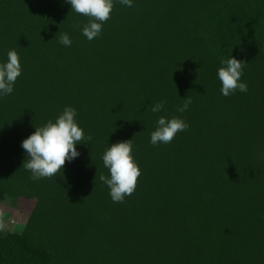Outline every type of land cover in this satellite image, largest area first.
<instances>
[{
  "label": "trees",
  "instance_id": "trees-1",
  "mask_svg": "<svg viewBox=\"0 0 264 264\" xmlns=\"http://www.w3.org/2000/svg\"><path fill=\"white\" fill-rule=\"evenodd\" d=\"M87 22L64 0H0V61L15 49L23 67L0 99V208L36 201L21 233L0 230V264H264V0L117 3L91 41ZM230 54L248 91L225 97ZM66 106L91 140L33 180L21 142ZM159 115L189 128L153 146ZM131 140L142 174L114 203L101 157Z\"/></svg>",
  "mask_w": 264,
  "mask_h": 264
},
{
  "label": "clouds",
  "instance_id": "clouds-1",
  "mask_svg": "<svg viewBox=\"0 0 264 264\" xmlns=\"http://www.w3.org/2000/svg\"><path fill=\"white\" fill-rule=\"evenodd\" d=\"M64 3L70 5L71 12L88 18V22L81 28V34L89 41L101 35L103 25L111 18L117 3L129 8L134 6V0H64ZM58 39L61 45L71 47L72 40L68 33L59 35ZM245 64L246 62L231 54L221 60L217 77L221 82L220 93L223 96L228 97L237 91H248L247 83L242 80ZM22 72L19 54L15 49L9 50L6 60L0 61V99L13 94L14 86ZM181 101L177 111L184 113L192 101L190 97ZM164 109L163 101L149 107L153 114H158ZM155 124V130L150 134V143L153 146L171 143L178 133L189 128L188 123L178 116L168 118L159 115ZM90 140L91 136L85 134L77 121V110L66 106L54 121L49 120L45 125L35 127V131L21 142L25 154L23 167L30 171L33 180L57 176L64 171L66 162L72 163L79 158L77 145L88 143ZM133 151L132 140L121 141L111 144L101 157L109 175H100L99 179L108 187L114 203H123L125 197L134 193L138 178L142 174Z\"/></svg>",
  "mask_w": 264,
  "mask_h": 264
},
{
  "label": "rangeland",
  "instance_id": "rangeland-1",
  "mask_svg": "<svg viewBox=\"0 0 264 264\" xmlns=\"http://www.w3.org/2000/svg\"><path fill=\"white\" fill-rule=\"evenodd\" d=\"M36 201L6 199L0 208V230L21 233L32 214Z\"/></svg>",
  "mask_w": 264,
  "mask_h": 264
}]
</instances>
